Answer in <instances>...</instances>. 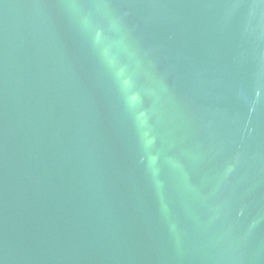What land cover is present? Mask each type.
Listing matches in <instances>:
<instances>
[{
  "label": "water",
  "instance_id": "1",
  "mask_svg": "<svg viewBox=\"0 0 264 264\" xmlns=\"http://www.w3.org/2000/svg\"><path fill=\"white\" fill-rule=\"evenodd\" d=\"M0 264H264V0H0Z\"/></svg>",
  "mask_w": 264,
  "mask_h": 264
}]
</instances>
